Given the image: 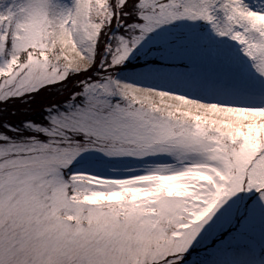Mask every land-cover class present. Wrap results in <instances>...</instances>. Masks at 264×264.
Listing matches in <instances>:
<instances>
[{
	"label": "snow or ice",
	"instance_id": "snow-or-ice-1",
	"mask_svg": "<svg viewBox=\"0 0 264 264\" xmlns=\"http://www.w3.org/2000/svg\"><path fill=\"white\" fill-rule=\"evenodd\" d=\"M0 264H264V0H0Z\"/></svg>",
	"mask_w": 264,
	"mask_h": 264
}]
</instances>
